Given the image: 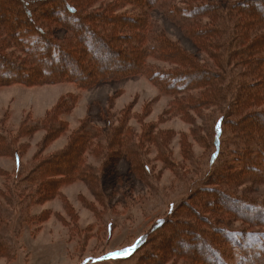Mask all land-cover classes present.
I'll return each instance as SVG.
<instances>
[{
  "label": "trees",
  "instance_id": "trees-1",
  "mask_svg": "<svg viewBox=\"0 0 264 264\" xmlns=\"http://www.w3.org/2000/svg\"><path fill=\"white\" fill-rule=\"evenodd\" d=\"M153 10L179 21L205 56L186 52L153 27L145 15ZM139 73L171 97L170 115L192 122L196 112L209 132L192 128L205 150L201 176L134 239L130 256L136 264H264V198L241 188L264 182V108L258 107L264 103V0H0V85L67 80L86 88ZM77 99L68 94L38 123H21L16 132L0 121V155L14 158L18 172L24 167L14 186L28 203L54 199L78 180L103 196V184L121 179L120 159L136 176L153 179L151 149L185 177L170 144L174 131L157 129L140 114L133 115L135 129L127 123L130 108L100 113V126L82 119L62 149L42 154L41 146L21 164L18 139L38 130L45 131L43 143L62 135L61 115ZM206 107H218V114L204 115ZM179 137L180 153L191 160V141L185 133ZM89 156L100 164L87 162Z\"/></svg>",
  "mask_w": 264,
  "mask_h": 264
},
{
  "label": "rangeland",
  "instance_id": "rangeland-1",
  "mask_svg": "<svg viewBox=\"0 0 264 264\" xmlns=\"http://www.w3.org/2000/svg\"><path fill=\"white\" fill-rule=\"evenodd\" d=\"M123 9L138 13L137 8L131 6ZM145 15L151 19L153 27L165 30L186 52L195 53L199 58L205 56L184 35L179 21L165 16L163 11H145ZM149 62L162 67L168 65L162 61ZM227 70L232 69L228 66ZM68 94L76 95L78 99L68 114L61 115L67 124L65 132L44 143V130L32 135L23 134L18 139V143L24 144L21 164L26 166L41 146L42 154L62 149L82 119H90L94 125L100 126V113H117L130 108L133 114L132 117L129 115L127 123L135 129H139V124L133 115L140 114L146 123H153L157 129L174 131L175 136L170 142L173 155L187 173L181 177L178 171L172 172L156 159V150L151 149L148 156L149 164L153 166V179L136 176L129 171L128 163L120 159L116 170L121 179L103 184V196L78 180L62 186L61 195L54 199L28 203L24 194L17 193L22 190H15L14 186L24 167L18 172L14 158L0 155V264H136L137 257L130 256L134 239L156 216L187 196L201 176L204 168L201 155L205 150L198 144L192 128L197 127L207 134L209 122L202 121L196 112H193L192 122L170 115L167 108L171 97L162 93L142 73L86 88L67 80L37 85H0V121L16 132L21 123H38ZM258 107L264 108V103ZM218 111V107H206L202 113L214 118ZM180 132L185 133L192 143L194 156L191 160H184L180 153ZM194 161L198 165H194ZM87 162L95 167L100 164L92 156ZM241 188H246L251 197L264 198V182H248ZM38 215L40 217L36 219Z\"/></svg>",
  "mask_w": 264,
  "mask_h": 264
}]
</instances>
